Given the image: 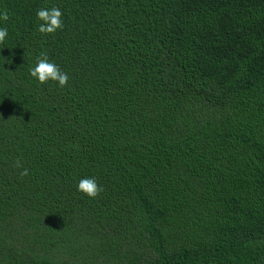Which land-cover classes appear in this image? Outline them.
<instances>
[{
    "label": "trees",
    "instance_id": "obj_1",
    "mask_svg": "<svg viewBox=\"0 0 264 264\" xmlns=\"http://www.w3.org/2000/svg\"><path fill=\"white\" fill-rule=\"evenodd\" d=\"M4 10L0 264H264V0ZM41 52L67 87L31 77Z\"/></svg>",
    "mask_w": 264,
    "mask_h": 264
},
{
    "label": "clouds",
    "instance_id": "obj_2",
    "mask_svg": "<svg viewBox=\"0 0 264 264\" xmlns=\"http://www.w3.org/2000/svg\"><path fill=\"white\" fill-rule=\"evenodd\" d=\"M37 19L41 21L38 24V31L41 34H54L57 30L64 28L63 12L58 7L40 8L36 12ZM10 19L8 11L0 12V21L7 22ZM8 29L0 27V44H4L8 37ZM11 63V61H7ZM31 77L35 78L40 84H47L49 81L57 82L60 88H65L69 83L68 73L61 70V68L54 62L50 61L46 52H41L36 57L35 65L29 69ZM14 167L23 168L20 172L21 177L29 175V169L23 167L21 159L15 161ZM77 190L82 192L89 198L95 199L103 191V187L98 184L94 177L81 178L77 184Z\"/></svg>",
    "mask_w": 264,
    "mask_h": 264
}]
</instances>
